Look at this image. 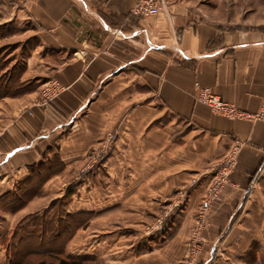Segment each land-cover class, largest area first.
<instances>
[{"label":"crops","instance_id":"1","mask_svg":"<svg viewBox=\"0 0 264 264\" xmlns=\"http://www.w3.org/2000/svg\"><path fill=\"white\" fill-rule=\"evenodd\" d=\"M224 2L164 0L158 16L142 17L132 13L134 0H0V187L10 191L11 182L46 154L54 135L60 156H84L123 111L124 155L141 160L139 182L133 183L131 171L120 187L132 197L141 193L135 194L140 204L131 197L124 206L125 222L148 224L150 212L164 213L159 231L135 242L133 234H119L109 249L115 257L83 264L181 262L213 163L235 140L245 146L190 264H264V258L244 260L264 242V169L252 179L264 163V122L224 120L195 102L206 88L256 113L264 98V19L245 17L243 6ZM38 81L64 88L45 108L30 105ZM166 114L192 130L175 137L173 119L146 130ZM179 191L186 197L183 209L164 212ZM82 230L91 238L102 232ZM215 243L220 253L211 251Z\"/></svg>","mask_w":264,"mask_h":264},{"label":"rangeland","instance_id":"2","mask_svg":"<svg viewBox=\"0 0 264 264\" xmlns=\"http://www.w3.org/2000/svg\"><path fill=\"white\" fill-rule=\"evenodd\" d=\"M223 1L231 7L233 6L232 9L239 7L240 10L243 6L245 17H253L252 15H254L264 19V0ZM263 27L261 30H264ZM34 85H38L37 95L30 105L44 108L56 102L64 90L57 81H38L32 84V86ZM53 88L54 91H52ZM195 102L206 107L198 103L196 98ZM233 106L240 110L235 105ZM27 111L29 110L27 109L24 114L30 116L31 113ZM242 112L252 116L259 111L256 113ZM78 114H82L80 109L72 119L75 120ZM211 114L213 113L211 112ZM214 116L228 121L262 122L230 120L217 115ZM126 117L127 113L118 111L111 118V121L116 120V127L107 130L100 137L98 144L90 148L80 158H77V154L70 157L60 156V144L55 142L59 135H54L51 138L53 140L52 145L48 147L49 150L47 149L49 153L39 155L31 167L29 166L21 176H17L11 182L14 185L12 189H8L10 191L6 190L7 187H0V264H39L41 262L49 264L55 263L59 259L77 258L82 262L96 260L97 263H105L108 261L107 259L115 257L110 255L109 249H112L114 244L118 242L119 236H122L119 234H133V241L135 242L162 229L163 221L159 220V217L164 214L162 211L159 214L150 212L154 218L151 219L152 223H138L131 226L130 222H125L124 206L130 203L132 198L133 201L131 202L138 203L139 198L136 195L141 194L134 192L132 197V192L120 189L126 180H130L131 171L136 173L132 176L133 183H138L140 178L136 175H139L141 160L127 159L124 155L126 150L124 126ZM172 119L174 120L172 117H167L166 114V116L151 122L146 130L161 127ZM68 128L65 127L66 130ZM190 130H192L190 126L183 122L179 123L178 120H174L172 129H170L175 137H182ZM244 146L245 143L241 141H233L224 157L213 163V175L204 187V194L196 212V225L190 232L187 254L182 261H189L190 264L199 253L202 243L201 233L206 227L214 207L219 203L222 190L229 183L230 175L236 169L238 154ZM137 149L139 148L134 145V151H140ZM135 169L136 172H134ZM263 169L264 163L260 165L257 174L252 179L257 180L263 173ZM224 171L227 173L225 176L226 183L219 187L210 208L203 212L202 202L208 195L212 182L220 177ZM119 184L117 189L112 186ZM192 184L195 182L193 181ZM185 200L184 193L182 191L177 192L175 197L166 200L164 212L168 211V207L174 208V210L183 209ZM133 211L134 214L140 215L139 209L134 207ZM167 217H170L169 213H166L164 219ZM94 220L95 222H93ZM114 220L118 221L115 224L117 228L114 227ZM126 225L128 226L125 227ZM83 226H88L89 229L95 227L102 232L96 238H91L88 236V232L83 233ZM165 226L170 228L169 224ZM109 229L118 230V232L110 233L108 232ZM194 233H196L195 236H193ZM193 239L198 244L199 250L192 258L190 245ZM211 251L220 253L221 248L215 243L212 245ZM84 254L85 258L83 257ZM244 255V260L250 263H252V256L256 258L257 262L261 261L264 258V242L256 243Z\"/></svg>","mask_w":264,"mask_h":264},{"label":"built area","instance_id":"3","mask_svg":"<svg viewBox=\"0 0 264 264\" xmlns=\"http://www.w3.org/2000/svg\"><path fill=\"white\" fill-rule=\"evenodd\" d=\"M163 7V0H134L132 13L142 17H155L161 11ZM54 91V88L53 90ZM197 102L205 105L214 115L224 117L226 119H238L247 121H264V98L261 102L259 112L255 115H249L243 113L241 110L236 109L233 105L228 104L221 100L217 95L212 93L209 89L202 88L198 91L196 96ZM227 173L224 171L220 177H217L211 184V188L208 190V195L202 202L203 212L210 208L211 203L215 200L216 191L222 184H225V176ZM196 233L193 234L195 236ZM191 257L198 252V244L195 243L194 239L190 245ZM178 264H189V261H181Z\"/></svg>","mask_w":264,"mask_h":264},{"label":"trees","instance_id":"4","mask_svg":"<svg viewBox=\"0 0 264 264\" xmlns=\"http://www.w3.org/2000/svg\"><path fill=\"white\" fill-rule=\"evenodd\" d=\"M39 264H45V262H41ZM49 264H83V262L79 258L69 260L59 259L57 262Z\"/></svg>","mask_w":264,"mask_h":264}]
</instances>
